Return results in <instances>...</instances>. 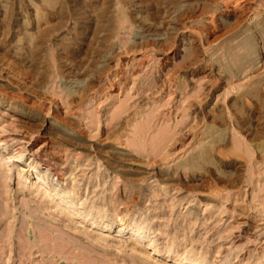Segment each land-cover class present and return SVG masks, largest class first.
Wrapping results in <instances>:
<instances>
[{
  "label": "rangeland",
  "instance_id": "obj_1",
  "mask_svg": "<svg viewBox=\"0 0 264 264\" xmlns=\"http://www.w3.org/2000/svg\"><path fill=\"white\" fill-rule=\"evenodd\" d=\"M0 264H264V0H0Z\"/></svg>",
  "mask_w": 264,
  "mask_h": 264
},
{
  "label": "bare ground",
  "instance_id": "obj_2",
  "mask_svg": "<svg viewBox=\"0 0 264 264\" xmlns=\"http://www.w3.org/2000/svg\"><path fill=\"white\" fill-rule=\"evenodd\" d=\"M69 83V82H68ZM72 83H74V82H72ZM76 83V82H75ZM70 85V84H69ZM68 85V86H69ZM11 102V101H10ZM9 102V103H10ZM15 107V106H14ZM18 107V106H17ZM16 108V107H15ZM20 109V108H19ZM19 111V110H18ZM59 129V130H61V132H63V133H70L71 132V130H70V128L68 127V126H66V125H63V124H57L56 125V127H55V129ZM188 263H192V261H188Z\"/></svg>",
  "mask_w": 264,
  "mask_h": 264
}]
</instances>
